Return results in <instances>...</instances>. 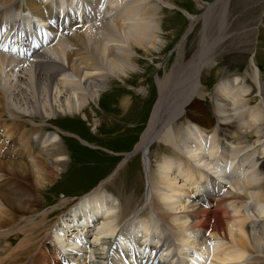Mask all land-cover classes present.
<instances>
[{"label":"bare ground","instance_id":"obj_1","mask_svg":"<svg viewBox=\"0 0 264 264\" xmlns=\"http://www.w3.org/2000/svg\"><path fill=\"white\" fill-rule=\"evenodd\" d=\"M148 2L0 0V264H49L50 255L59 264H264V90L261 107H246L258 101L251 82H261L254 67L259 69L256 49L262 45L260 38L264 40V28H258L252 10L234 25L232 34L225 30L231 49L255 54L251 79H228L217 86L212 120L190 107L206 98L204 76L220 61L225 46L208 49L206 15L214 4L204 17L190 19L184 36L182 27L174 34L169 44L175 46L174 64L166 61L156 86L134 88L151 106L156 93L159 97L141 142L121 164L137 155L143 159L147 174L142 197L121 203L102 184L59 221H47L53 209L39 216V190L53 187L72 165L64 145L67 136L83 140L49 126L57 120L88 123L93 118L96 135L130 121L137 109L128 96L121 101L124 116L113 111L108 120L102 106L108 93L115 98L119 92L110 90L115 79L127 83L131 76H142L135 72L136 64L146 61L139 49H156L161 42L157 31L170 28ZM219 2H224L227 14L239 11L232 10V0ZM203 19L199 46L188 60L187 38ZM185 85L182 101L176 99L178 106L169 107L171 93ZM97 111H102L100 116ZM248 149L257 156L254 166H245L242 154ZM131 215L141 217L122 225ZM87 218L90 223L82 224ZM35 245L40 249L36 256ZM121 253L129 261L125 263Z\"/></svg>","mask_w":264,"mask_h":264},{"label":"rangeland","instance_id":"obj_2","mask_svg":"<svg viewBox=\"0 0 264 264\" xmlns=\"http://www.w3.org/2000/svg\"><path fill=\"white\" fill-rule=\"evenodd\" d=\"M256 1L257 0H232L231 2L232 10H239V11L227 14L225 11L224 2L220 3L219 0H165V1L149 0V2L151 3L153 2L152 4L154 5L152 8H150L151 11L153 9H156L158 17L164 19L163 22L165 23V25L170 26V28L167 29L165 32H161L157 29L158 30L157 38L159 36L158 38L159 40L157 41H161L158 42L159 45L156 44V47L159 48L158 50H156L157 48L150 49L147 52L144 49H139V52H142L139 53V56L145 59L146 61H142V63L136 64L137 70L135 72L137 73L141 72L140 74H142V76L141 75H140L141 77L131 76L128 79L126 78L128 84L122 81L120 82L118 79H115L113 83L110 85L111 86L110 90L112 89L113 91H119V92L115 94V98H112L113 95L112 93H108L104 98V103H103L104 106H102L103 108H105L103 112L105 113V115L108 116V120L111 119L110 117H113L111 116L110 113L113 111L114 113L116 111L117 116L119 117L124 116V113L122 112L121 101L128 96H130V99L133 102H135L136 107L138 106L137 109L133 112L130 121L125 119V121L121 125H117V126L115 125V127L112 128L107 127L105 128V131H99L98 132L99 134L96 135H95L96 131L93 130V128L91 127L93 118H91L90 119L91 121L89 120L88 123L82 122V120L80 121L57 120L52 123L54 124L53 126H49L52 128V129L49 128L51 131L57 130L56 127H58L65 134L80 135V137L83 139L82 141L86 143H91L92 146H89V144L87 145L82 143V141L78 140V138H74L75 141H72L73 138H71V136H67L68 140L66 143H64V145L69 152L72 165L70 164L71 166L69 170H67L64 174H62V176H60L55 182H53V185H51L53 187L48 188L46 191L39 190L38 192L39 195H36L38 201L37 205L40 207L39 216L41 217L43 212H45L46 210L53 209L54 212L50 214L47 221H49V223L56 222L58 220V217H62L63 214L66 215L68 213L67 211L70 210L73 207V205L76 206L80 198L86 196L88 193L93 192L102 184H106L105 186L108 189L107 192L112 193V196L114 197L118 196L121 203L124 200L131 199L132 197H134V195L137 196L138 198L142 197V195H144L146 191L145 182H146V174H147V169L144 168L143 159L141 158V156L137 155L131 158L130 160H128V162H126L125 164H123L124 166L123 165L121 166V164L126 159V155L135 152L137 145L141 142V138L143 134L146 133L147 126L150 123L154 105L156 104L159 97L157 96L156 93L155 97H153L154 104L151 106L150 104L151 100L145 101L142 98L143 96L141 94H138L135 91H133L134 88L139 87V89H141L142 87L143 88L142 90L146 91L150 83L155 84L156 77H158V74H163L164 72V66L166 61H171L172 64H174L175 46L174 44L169 46L172 39L174 38V34L182 27V33L180 34H183L182 36H184V34H186V32H188L190 29V19L193 17H204L208 13L207 11L208 8L214 4V6L212 7L213 8L212 11H210L209 14L206 15V17L209 20L207 22L209 24V25L207 24L208 25L207 29L209 31L208 37L211 40L209 45L210 47H208V49L211 48L212 50L214 46H218L221 43H224L225 46L223 48L224 50L222 52L223 54L221 56L220 61L211 64L209 70L204 76L205 78L203 79V85L207 94L206 98L200 101L195 100L192 106L190 107L194 114H199L200 117L209 116L210 118L209 117L208 118L212 120L210 107H212V105L214 107L217 106L213 100L214 94H217L215 92L217 86L228 79L238 78V80H240V78L244 79L245 77L251 79L250 77L251 71H249L250 70L249 66H250V61L254 59L255 54L253 53L247 54L242 50V48L231 49V46L229 45L232 42V40H230L227 37L226 32L228 34H232L234 30L233 29L234 25L242 20H246L245 19L247 18L246 13H248L249 10L254 11V17L257 18L258 21V25H257L258 28L259 29L264 28V25L261 23V21H264V0H258L257 2ZM97 3H99V0H97ZM142 6H146V5H142ZM202 21L204 23H202ZM163 22L161 23L159 22L160 29H161V25H163ZM204 24H205V19L201 20L196 25V27L189 33L186 44L187 58H189L188 60H190L191 55L195 51H197V48L199 46L198 44L200 43L199 40H200L201 32L202 30L204 31V27H205ZM243 30L246 31V27L243 28ZM130 31H131L130 29H126V33H129ZM255 31H256L255 33L257 34V30ZM205 33L203 34V36L205 35ZM260 41L262 45L259 46L258 49H256L257 52L260 53L259 54L260 57L259 59H257L259 63V69L254 67V70H256V72H259L258 80L261 79V82L259 81L260 83L258 82V84L251 82V86L253 85L252 86L253 89L256 90V92H258L255 93V97H257L258 101L255 102H253L252 100L249 101L248 103L251 104H248L249 106H246L248 107L247 108L248 110L251 108L261 107L260 104L261 99L259 98V96H261L260 92L264 90L263 38H260ZM257 43L258 42H256V45ZM162 51L165 52L163 55H160ZM236 65L237 67H235ZM161 69H163V72ZM223 74L224 77L222 76ZM150 78H152V80ZM185 89L187 90L186 85L183 87V90L180 89L177 90V92L175 91L171 93L170 97L168 98L170 99L169 103H171V104L168 103L169 107L176 108V106H178L180 101H182L181 99L183 98V95L186 91ZM176 99L178 100L179 103L177 102ZM116 103L117 106L115 105ZM101 112L97 111V114H99L97 116H100ZM98 118L100 119L101 117ZM113 123H115V121H113ZM185 129H188V127H185ZM199 130L203 133L204 136L205 132L202 131L201 128ZM193 132H197L196 128H193ZM256 132L259 133V130L258 129L257 131L255 130V132L249 139H252V137L256 136V134H258ZM1 134L2 132L0 131V135ZM212 137L214 140L215 134H212ZM213 140L209 138V143L213 142ZM254 142L255 140L252 141V143ZM232 150L231 149L227 150L228 158L231 157ZM250 151L251 150L248 149L246 150V152H244V154H242L243 159L245 158L247 159L245 166H254L255 163H258L257 156H252L250 154L251 153ZM246 153L248 156L245 155ZM76 158H78L79 161ZM225 161L226 160H224V164ZM153 166L154 165L152 163L151 164L152 172L154 171L155 168ZM258 166L260 165H257L256 169L259 168ZM113 174H115L114 175L115 179L112 178V180L109 181V178ZM122 175L124 176L123 179H121L123 177ZM257 177L260 176L258 175ZM140 180L143 182L144 185L140 182ZM40 191H43V193H40ZM63 202L66 203L63 205ZM210 206L214 207L213 204H210ZM71 212H70V217L72 215ZM140 217L141 216L131 215L128 218V220L122 225H126V224L127 226L131 225L135 221H137ZM81 219L83 220L84 218ZM95 222L98 223L99 220H96ZM87 223H90V219L88 218L82 222V224L84 225H86ZM96 223L95 225L97 226L98 224ZM72 233H74L73 230ZM72 233L69 232L66 237L69 238L70 236H72ZM123 234L125 236L124 240L128 241L130 239L128 233L125 232ZM18 244L19 242H17L14 247H17ZM35 247L36 248L33 251L36 256L39 253L40 249H37L39 247V246L37 247V245H35ZM121 257L125 263L129 261V257L125 253H121ZM59 261L60 260L57 259L56 257L53 259L51 255L47 256V262L49 264H59Z\"/></svg>","mask_w":264,"mask_h":264}]
</instances>
